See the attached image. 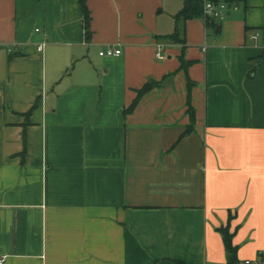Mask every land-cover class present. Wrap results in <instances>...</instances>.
Wrapping results in <instances>:
<instances>
[{
    "label": "crops",
    "instance_id": "1",
    "mask_svg": "<svg viewBox=\"0 0 264 264\" xmlns=\"http://www.w3.org/2000/svg\"><path fill=\"white\" fill-rule=\"evenodd\" d=\"M87 6L89 41L81 0H0L3 264H231L230 217L237 264H264V0L185 47L157 38L183 0Z\"/></svg>",
    "mask_w": 264,
    "mask_h": 264
},
{
    "label": "trees",
    "instance_id": "2",
    "mask_svg": "<svg viewBox=\"0 0 264 264\" xmlns=\"http://www.w3.org/2000/svg\"><path fill=\"white\" fill-rule=\"evenodd\" d=\"M206 1H211L214 3H220L225 2L228 6H239L244 5L245 8L247 7V0H183V7L182 9L175 15V22L176 27L174 32L168 35H158V40H167L172 43L180 44L183 47L186 46L187 41L185 37V27L188 20L196 18V17H204V6ZM82 5V12L84 16V28H85V36L86 39L89 41L91 39V14L90 10L87 6V0H81ZM206 24L207 26H213V18L205 16ZM258 31L260 32L263 46H264V26L259 27ZM264 58V50L263 55ZM180 62H181V69L184 70L187 74L188 66L191 64L190 61H186L183 56H180ZM159 85V83L155 80H151L147 82L141 89L137 91V97L134 99L132 104L129 108L126 109L125 113L132 112L139 101L142 99V97L148 93L150 90H152L155 86ZM194 86V82L187 77V87H188V114L190 115V124L187 125L185 131L183 132L182 136L190 133L193 131L195 127V109L190 103L191 100V90ZM39 103V100L34 105L36 107ZM218 231L222 234L223 240L225 243V247L228 253V261L231 264H237L238 263V246L234 243V231H231V217L230 221L227 225L221 226L218 228Z\"/></svg>",
    "mask_w": 264,
    "mask_h": 264
},
{
    "label": "built area",
    "instance_id": "3",
    "mask_svg": "<svg viewBox=\"0 0 264 264\" xmlns=\"http://www.w3.org/2000/svg\"><path fill=\"white\" fill-rule=\"evenodd\" d=\"M228 8L227 3L220 2V3H214L211 1H206L204 6V15L213 19H220L222 20L224 18V11ZM258 35H255L254 38H257ZM42 48V45L39 47ZM122 54V50L118 47L110 46L107 49L100 51L101 56L106 57H113V56H119ZM157 58L160 60L166 59V56L163 52L162 47L158 48L157 51ZM0 264H3V259H0ZM244 264H255L254 261L251 259H246L244 261Z\"/></svg>",
    "mask_w": 264,
    "mask_h": 264
},
{
    "label": "water",
    "instance_id": "4",
    "mask_svg": "<svg viewBox=\"0 0 264 264\" xmlns=\"http://www.w3.org/2000/svg\"><path fill=\"white\" fill-rule=\"evenodd\" d=\"M212 24L215 25V21H213ZM220 29H221V25L219 24L217 25V30L220 31Z\"/></svg>",
    "mask_w": 264,
    "mask_h": 264
}]
</instances>
